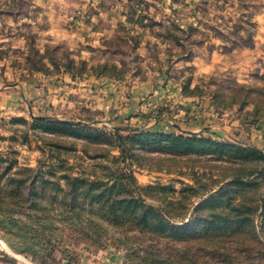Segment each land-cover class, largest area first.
I'll return each mask as SVG.
<instances>
[{"label": "rangeland", "instance_id": "rangeland-1", "mask_svg": "<svg viewBox=\"0 0 264 264\" xmlns=\"http://www.w3.org/2000/svg\"><path fill=\"white\" fill-rule=\"evenodd\" d=\"M201 1L187 0L199 9ZM250 5L264 13V0ZM72 54L50 46L48 61L34 51L27 66L34 75L118 77L167 67ZM245 55L240 63L230 53L218 66L195 58L173 65L195 103L208 100L231 126L192 145L137 133L161 118L154 110L142 122L99 107L69 116L65 129L36 123L42 114L27 109L1 117L0 264H264V48ZM162 115L173 123V114Z\"/></svg>", "mask_w": 264, "mask_h": 264}, {"label": "crops", "instance_id": "crops-1", "mask_svg": "<svg viewBox=\"0 0 264 264\" xmlns=\"http://www.w3.org/2000/svg\"><path fill=\"white\" fill-rule=\"evenodd\" d=\"M247 1L251 6L256 0H202L200 9L187 0H0V118L27 109L31 115L72 120L68 117L100 107L146 122L153 110L164 109L162 114H173V123L161 115L142 129L198 137L211 130L220 137L231 126L221 122L208 100L195 103L199 100L186 93L173 65L195 58L207 67L218 66L227 63L230 53L240 63L249 50L264 48V13L244 9ZM178 31L185 33L180 42L173 40ZM188 33L200 37L195 42ZM243 33L252 34L250 44L241 40ZM50 46L71 50L75 59L90 63L124 58L131 59L124 61L127 65L167 67L126 77L32 74L28 58L37 51L48 61ZM194 46L196 53L181 52ZM258 126L264 135V122Z\"/></svg>", "mask_w": 264, "mask_h": 264}, {"label": "trees", "instance_id": "trees-1", "mask_svg": "<svg viewBox=\"0 0 264 264\" xmlns=\"http://www.w3.org/2000/svg\"><path fill=\"white\" fill-rule=\"evenodd\" d=\"M71 73L75 74L73 72H71ZM94 73H97V72H94ZM97 74L109 75L110 73H108V72H100V73H97ZM75 75H77V74H75ZM78 75H80V74H78ZM115 76H117V75H115ZM185 91H186V89H185ZM163 110L164 109H162V110H160V112H158L159 115H162V111ZM35 121H36V123H40V125H42V126L49 125V126H52L53 128H57V129L58 128L59 129H65L66 127L71 125V122L69 120H60L59 121V120H56V119L52 120V119H50L48 117H37ZM135 131H137V133H141L143 131V129L142 128H139V129L137 128V129H135ZM145 132H150L149 134H156L157 136H159L161 138L162 137H166L167 139L170 138L171 140H173V143H181L184 146L192 145V144H194L197 141L198 142H203L202 140L197 139L198 136H196L195 134H193L192 136H184V135H180V134H173V133H168V132L166 133V132H159V131H147V130H145ZM145 132L143 131L142 134L145 133ZM119 139H120V141H122L123 145L126 146V142H125L124 138L121 135H119ZM131 179H133V178L131 177ZM133 181H134V179H133Z\"/></svg>", "mask_w": 264, "mask_h": 264}, {"label": "water", "instance_id": "water-1", "mask_svg": "<svg viewBox=\"0 0 264 264\" xmlns=\"http://www.w3.org/2000/svg\"><path fill=\"white\" fill-rule=\"evenodd\" d=\"M38 117H41V116H38Z\"/></svg>", "mask_w": 264, "mask_h": 264}]
</instances>
